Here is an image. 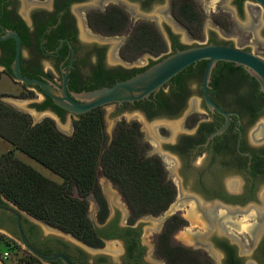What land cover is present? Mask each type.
<instances>
[{
    "label": "flooded vegetation",
    "instance_id": "1",
    "mask_svg": "<svg viewBox=\"0 0 264 264\" xmlns=\"http://www.w3.org/2000/svg\"><path fill=\"white\" fill-rule=\"evenodd\" d=\"M252 5L258 6L253 0H231L247 27L254 26ZM185 8L192 14L185 13ZM113 11L123 13V30L110 34L96 30L94 24ZM209 11L206 22L217 25L214 10ZM203 18L199 0H0V37L7 31L19 37L22 75L48 80L56 88L62 87L64 77L65 90L74 98L72 93L110 86L177 49L199 45L193 29L199 33ZM227 19L234 21L230 14ZM138 24L155 29L162 49L143 51L124 61L122 48ZM182 28L185 34L180 37L178 30ZM207 33L206 43L251 52L248 45L236 46L230 39L218 38L211 27ZM143 53L145 62L139 64L137 57ZM14 55L15 39L0 38V74L13 78ZM205 63L200 60L187 66L146 98L111 105L114 128L120 122L135 123L141 139L139 123L121 117L128 114L148 124L150 140L146 141L145 154L159 160L165 179L172 183L170 204L155 213L134 215L126 202L125 207H113L101 194L106 211L100 220L99 204L88 194L86 198L91 196L95 203L94 219L88 210L87 215L101 244L90 246L81 241L85 247L59 235L45 234L38 224L41 220L21 214L22 231L33 247L89 264H167L158 251V246L167 242L187 249L185 253L194 264H264V95L257 82L250 85L251 75L245 67L215 62L208 95L228 112V120L221 132L212 135L226 117L205 105L201 86ZM22 85L41 95L40 101L31 103L32 108L54 113L61 120L68 117L74 128L80 114L62 109L58 115L38 86ZM100 108L103 113L104 107ZM260 117L262 120L257 121ZM8 201L0 195V206L10 207ZM146 219L150 224L144 226ZM190 221L195 224L189 229L186 224ZM182 229L185 233L177 239ZM19 252V258L27 257L26 253L33 255L19 242L15 216L0 211V263L7 264L11 255ZM39 261L65 264L60 258Z\"/></svg>",
    "mask_w": 264,
    "mask_h": 264
},
{
    "label": "trees",
    "instance_id": "2",
    "mask_svg": "<svg viewBox=\"0 0 264 264\" xmlns=\"http://www.w3.org/2000/svg\"><path fill=\"white\" fill-rule=\"evenodd\" d=\"M184 11L192 14V10L185 8ZM124 21L121 11H113L96 22L94 28L116 33L123 30ZM185 24L193 29L192 25ZM162 46L154 28L138 24L121 53L125 59H133L140 52H157ZM224 62L226 67L234 64ZM249 78L250 85L254 86L256 79ZM49 103L62 115V108L51 100ZM0 137L61 179L57 182L46 178L8 151L0 156V193L27 214L90 246H99L101 240L88 218L86 196L91 193L97 200L100 220L106 211L97 182L98 166L134 215L158 212L173 199L174 187L165 179L159 160L145 154L147 145L140 139L137 124L118 123L108 141L100 107L80 114L72 133L67 135L55 127L51 118L31 124L27 113L0 101ZM158 251L167 264H194L185 253L188 250L181 246L164 242ZM26 254L27 257L19 258L20 262L41 264L37 257Z\"/></svg>",
    "mask_w": 264,
    "mask_h": 264
},
{
    "label": "water",
    "instance_id": "3",
    "mask_svg": "<svg viewBox=\"0 0 264 264\" xmlns=\"http://www.w3.org/2000/svg\"><path fill=\"white\" fill-rule=\"evenodd\" d=\"M253 1L258 6L264 8V0ZM6 36L15 39V55L11 63V72L14 80L29 86H38L55 105L74 114H82L97 107L105 108L115 103L119 104L124 101L133 102L134 100L146 98L159 90L164 83L178 72L200 60L206 61L201 79L202 96L205 105L211 110H217L226 117L225 123L220 128H217L212 135L221 132L228 120V112L216 105L208 95V82L215 62L222 60L245 67L249 75L256 79L264 95V60L260 56L238 47L225 44L205 43L184 49H177L126 79L115 81L110 86L72 93L74 97L72 98L65 90L64 77L62 87L56 88L48 80L22 75L19 71V37L15 32L7 31V33L0 38ZM51 114L57 117L54 113ZM8 204L10 207L0 206V211L15 216L19 242L30 253L41 260L60 258L65 264H89L86 262L71 261L61 252L46 254L33 247L25 237L20 225L21 214H28L19 209L12 202L8 201Z\"/></svg>",
    "mask_w": 264,
    "mask_h": 264
},
{
    "label": "rangeland",
    "instance_id": "4",
    "mask_svg": "<svg viewBox=\"0 0 264 264\" xmlns=\"http://www.w3.org/2000/svg\"><path fill=\"white\" fill-rule=\"evenodd\" d=\"M210 6V7H208ZM199 7L203 11L204 18L202 19L203 26L201 27L199 33L197 34V30L193 29V32L195 34L194 41L197 42V44H205L207 40V28L211 27L217 34V37L222 39H230L232 40L236 46L241 45H248L251 47V52L260 56L261 58H264V10L263 8L259 6L252 5L253 9V27H247L245 25V20L240 17V15H237L235 13V10L231 6V0H199ZM209 9L214 10V14L212 12V15H214V20L217 25H209L206 22V19L209 18V14L211 13ZM205 11V12H204ZM228 14H230L234 21L230 22L227 17ZM211 15V16H212ZM180 37H183V34H185V30L179 29L178 30ZM114 40L110 41L113 42ZM183 42H191L192 39H186L183 40ZM146 59V53H143L142 55H139L137 57V62L139 64L144 63ZM132 59H125L124 61H131ZM134 63H131L130 65H133ZM41 95L35 91L31 90L30 88H27L22 85L21 82L14 80L12 77L6 75V74H0V101L3 103H6L13 107L14 109L27 113L30 116L31 124H34L36 122H39V119H43L45 117H50L55 124V127L60 130L61 132L69 135L72 133L73 127L71 128V125L69 124V118L66 117L65 119H60L53 114L46 112V111H38L34 108L31 109V103L35 101H40ZM121 119H124L125 121H137L140 125L141 132V140L146 143V141L150 140L149 132L147 130L148 124L144 123L142 120H140L139 117L131 118L128 114L122 115ZM262 117H260L257 121H261ZM103 122H104V132L107 136V140L109 141L112 137L113 128L115 125L114 116L111 115V106H107L103 108ZM251 128H248L247 132L250 134ZM147 145V144H146ZM10 151L11 154L19 159L20 161L30 165L35 170H37L40 174L45 176L48 179L60 182L61 179L58 175L51 172L48 168L40 164L39 162L35 161L34 159L28 157L25 153L18 150L14 147L10 142L4 140L0 137V156L4 155L6 152ZM97 182L99 185V189L101 191V194L103 197L108 201V203L111 206L117 205V207L120 205L125 207V201L117 188L105 177L103 176L101 172L100 166L97 167ZM1 196H3L0 193ZM4 197V196H3ZM5 198V197H4ZM87 204H88V215L91 220L94 219V213H95V203L91 196L89 198H86ZM11 202V201H10ZM14 204V203H13ZM174 204V202H173ZM172 205V204H171ZM170 208V207H169ZM23 211V210H22ZM25 212V211H24ZM144 226L150 224L149 221L146 219ZM38 224L41 226L43 232L45 234L51 233L54 235H59L63 237L64 239H70L72 242H75L76 244L85 247L81 241L75 239L74 237L70 238L68 233H64L60 231L59 229L52 227L45 222H38ZM194 221L188 222L187 228H192L191 226L194 225ZM203 226V225H202ZM198 228V226H197ZM183 231H180L176 234V238L180 239V236L184 234ZM105 247H108V244L105 245ZM91 253L94 254V252L89 249ZM21 252L17 255H11L9 260H7V264H22L19 260ZM1 264V263H0Z\"/></svg>",
    "mask_w": 264,
    "mask_h": 264
},
{
    "label": "built area",
    "instance_id": "5",
    "mask_svg": "<svg viewBox=\"0 0 264 264\" xmlns=\"http://www.w3.org/2000/svg\"><path fill=\"white\" fill-rule=\"evenodd\" d=\"M5 255H6V253L4 252V253H3V256H5Z\"/></svg>",
    "mask_w": 264,
    "mask_h": 264
}]
</instances>
